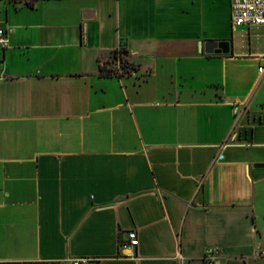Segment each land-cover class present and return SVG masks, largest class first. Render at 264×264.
I'll list each match as a JSON object with an SVG mask.
<instances>
[{
	"label": "crops",
	"instance_id": "obj_1",
	"mask_svg": "<svg viewBox=\"0 0 264 264\" xmlns=\"http://www.w3.org/2000/svg\"><path fill=\"white\" fill-rule=\"evenodd\" d=\"M229 1L0 0V264H264V25Z\"/></svg>",
	"mask_w": 264,
	"mask_h": 264
},
{
	"label": "built area",
	"instance_id": "obj_2",
	"mask_svg": "<svg viewBox=\"0 0 264 264\" xmlns=\"http://www.w3.org/2000/svg\"><path fill=\"white\" fill-rule=\"evenodd\" d=\"M27 1V0H24ZM230 24L232 28L237 25H264V0H230L229 1ZM8 41L7 29L0 26V46H6ZM264 57V51L261 54ZM116 66H119L117 59ZM264 64H258L257 69L263 70ZM236 107H234L235 110ZM138 242L134 228L128 229L126 240L120 244L122 248L132 249ZM204 264H221L215 255V248L207 246L203 250ZM80 260L74 259L71 264H78Z\"/></svg>",
	"mask_w": 264,
	"mask_h": 264
},
{
	"label": "water",
	"instance_id": "obj_3",
	"mask_svg": "<svg viewBox=\"0 0 264 264\" xmlns=\"http://www.w3.org/2000/svg\"><path fill=\"white\" fill-rule=\"evenodd\" d=\"M198 49H203L206 52L211 51H221L226 52L228 50V41L227 40H206L202 44L199 43Z\"/></svg>",
	"mask_w": 264,
	"mask_h": 264
},
{
	"label": "trees",
	"instance_id": "obj_4",
	"mask_svg": "<svg viewBox=\"0 0 264 264\" xmlns=\"http://www.w3.org/2000/svg\"><path fill=\"white\" fill-rule=\"evenodd\" d=\"M26 2L31 3L32 0H27ZM118 59H119V66H118L119 72L126 71L128 70L129 67H132V65L129 62H127L121 54H119Z\"/></svg>",
	"mask_w": 264,
	"mask_h": 264
},
{
	"label": "rangeland",
	"instance_id": "obj_5",
	"mask_svg": "<svg viewBox=\"0 0 264 264\" xmlns=\"http://www.w3.org/2000/svg\"><path fill=\"white\" fill-rule=\"evenodd\" d=\"M249 33L253 39L264 40V27L251 30Z\"/></svg>",
	"mask_w": 264,
	"mask_h": 264
}]
</instances>
